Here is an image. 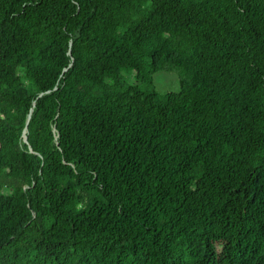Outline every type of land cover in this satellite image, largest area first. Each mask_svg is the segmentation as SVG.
Segmentation results:
<instances>
[{
	"label": "trees",
	"instance_id": "trees-1",
	"mask_svg": "<svg viewBox=\"0 0 264 264\" xmlns=\"http://www.w3.org/2000/svg\"><path fill=\"white\" fill-rule=\"evenodd\" d=\"M0 264H264V0H0Z\"/></svg>",
	"mask_w": 264,
	"mask_h": 264
},
{
	"label": "rangeland",
	"instance_id": "rangeland-1",
	"mask_svg": "<svg viewBox=\"0 0 264 264\" xmlns=\"http://www.w3.org/2000/svg\"><path fill=\"white\" fill-rule=\"evenodd\" d=\"M127 73L126 76H128ZM156 90L160 93L177 92L179 89L178 74L173 72H158L154 76Z\"/></svg>",
	"mask_w": 264,
	"mask_h": 264
},
{
	"label": "water",
	"instance_id": "water-1",
	"mask_svg": "<svg viewBox=\"0 0 264 264\" xmlns=\"http://www.w3.org/2000/svg\"><path fill=\"white\" fill-rule=\"evenodd\" d=\"M28 120H29V117H28V119H27V122H28ZM26 140H27V137L24 135V136H23V141L26 142Z\"/></svg>",
	"mask_w": 264,
	"mask_h": 264
}]
</instances>
